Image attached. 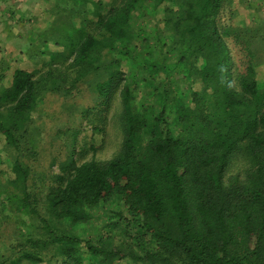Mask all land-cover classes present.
I'll return each mask as SVG.
<instances>
[{"label": "trees", "instance_id": "obj_1", "mask_svg": "<svg viewBox=\"0 0 264 264\" xmlns=\"http://www.w3.org/2000/svg\"><path fill=\"white\" fill-rule=\"evenodd\" d=\"M46 5L27 48L49 58L47 70L37 80L41 69L16 68L0 90V165L7 164L0 169V264H117L126 255L134 264H264V0ZM225 7L227 24L220 22ZM150 16L151 31L139 27L135 36L137 19ZM131 47L137 58L143 52L142 65ZM141 70L153 106L139 107L124 84ZM90 79L95 104L82 119L102 134L119 95L120 150L79 164L78 131L70 133L68 159L50 185L34 188L29 125L37 96L68 98ZM112 201L152 240L151 250L97 247L83 236L93 212Z\"/></svg>", "mask_w": 264, "mask_h": 264}, {"label": "rangeland", "instance_id": "obj_2", "mask_svg": "<svg viewBox=\"0 0 264 264\" xmlns=\"http://www.w3.org/2000/svg\"><path fill=\"white\" fill-rule=\"evenodd\" d=\"M109 2L110 0H103ZM257 1V0H251ZM261 2V0H258ZM263 6L262 3L259 4ZM49 5L44 6V8ZM262 8V7H261ZM259 16L263 15L258 13ZM151 17L147 18L146 22H142L137 19V26L134 30L135 36L138 34V28L144 27L151 31ZM40 19V18H39ZM41 20H38L40 23ZM220 22L229 23L228 7L220 13ZM43 27V24H39ZM37 25V26H39ZM36 26V27H37ZM26 44L21 50L19 42H14L13 46L7 45L5 54L1 55L0 52V75L3 80L0 82L1 87H8V81L11 73L16 68H24L29 70H40V73L36 75V79L40 80L41 75L47 70L43 68V62L48 61L49 58L37 55L29 51L27 48L28 42H21ZM138 45V39L134 42ZM154 41L149 43L150 50L155 49ZM228 46L231 50V55L237 65L240 67V60L242 59L238 49L233 48V45L228 42ZM8 49H11L8 51ZM33 50V49H32ZM133 60L142 65V55H138V51L131 47ZM29 51V52H28ZM174 52V51H173ZM171 52L168 56H175V53ZM166 53V50H164ZM175 58H172V62ZM236 68V67H235ZM63 68H60L62 70ZM64 70V69H63ZM162 76L155 77V83L158 84L162 81ZM142 79H148L146 71H138L134 76L126 79L124 84L130 86L135 97V101H138V106L152 105L151 101L147 102L144 95L143 81ZM95 83L94 79H90L85 83L78 86L73 90L72 96L68 98L60 97L56 94L40 93L37 96V105L34 110L31 111L30 116L32 123L29 125V133L32 139L35 140V152L36 156L33 160L29 161L32 167V179L29 180V184L34 188H38L42 185H50L52 182V174L58 173V166L60 163L66 161L71 153L70 148V133L78 131V136L75 141V156L77 162L83 163L87 161L103 162L111 159L118 153L121 147L122 132L119 122L121 113V100L119 95L114 98L111 109L107 114V119L102 134L92 131L93 125L88 120H83L81 112L86 108L92 107L95 104L93 93L91 88ZM178 88L181 92H186L187 87L185 83H180ZM41 89V88H40ZM153 106V105H152ZM5 111V110H3ZM3 145L0 143V153L4 155ZM7 168V164L0 165V169ZM239 168L238 165L231 168L232 172ZM117 214H120V220L117 221ZM88 232L83 236H88L91 242L97 247L106 248H122L125 251H131L136 254L142 255L145 251L151 250L154 246L152 240L149 237L142 236L141 231L136 228L132 223V219L126 212L125 208L118 205L117 201L108 202L101 207L98 211L93 212L90 220L84 225ZM78 234L81 235V230H78ZM117 264H134L130 261L129 255L118 262Z\"/></svg>", "mask_w": 264, "mask_h": 264}, {"label": "crops", "instance_id": "obj_3", "mask_svg": "<svg viewBox=\"0 0 264 264\" xmlns=\"http://www.w3.org/2000/svg\"><path fill=\"white\" fill-rule=\"evenodd\" d=\"M54 0H0V52L5 54L7 45L19 42L21 50L27 42L32 26L38 25L37 13L41 12L45 3ZM37 12V13H36ZM11 49H8L10 51Z\"/></svg>", "mask_w": 264, "mask_h": 264}]
</instances>
